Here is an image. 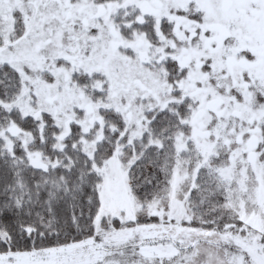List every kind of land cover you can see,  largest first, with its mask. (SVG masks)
I'll list each match as a JSON object with an SVG mask.
<instances>
[{
	"label": "snow or ice",
	"instance_id": "1",
	"mask_svg": "<svg viewBox=\"0 0 264 264\" xmlns=\"http://www.w3.org/2000/svg\"><path fill=\"white\" fill-rule=\"evenodd\" d=\"M0 264H264V0H0Z\"/></svg>",
	"mask_w": 264,
	"mask_h": 264
}]
</instances>
